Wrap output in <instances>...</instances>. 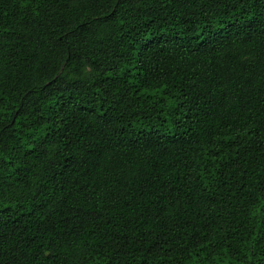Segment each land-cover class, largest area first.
Instances as JSON below:
<instances>
[{"label": "trees", "instance_id": "1", "mask_svg": "<svg viewBox=\"0 0 264 264\" xmlns=\"http://www.w3.org/2000/svg\"><path fill=\"white\" fill-rule=\"evenodd\" d=\"M0 264H264V0H0Z\"/></svg>", "mask_w": 264, "mask_h": 264}]
</instances>
